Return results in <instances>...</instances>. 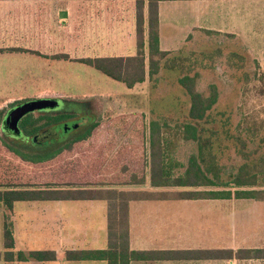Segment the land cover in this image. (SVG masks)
<instances>
[{
    "label": "rangeland",
    "instance_id": "1",
    "mask_svg": "<svg viewBox=\"0 0 264 264\" xmlns=\"http://www.w3.org/2000/svg\"><path fill=\"white\" fill-rule=\"evenodd\" d=\"M71 29L70 23L65 26V35H69V39ZM61 51L69 56L53 63L40 62L36 57H31L32 61L24 63L25 74L20 76L21 79L16 75L17 72H7L0 79V190L14 188L17 186L14 181L24 182L27 176L36 171L43 173L41 171L50 169L55 174L56 161L33 167L11 155L5 146L12 145L27 155L47 153L46 150L25 146L20 138L5 127V117L11 106L43 99L57 101L60 108L58 112L75 113L77 118H81L82 113H86V116L91 114L93 122L98 121L103 125L94 138L79 143L74 147L72 155L66 154L58 160V169L74 176L73 180L77 184L70 187L86 185L90 186L86 187L88 189H103L115 186L111 188L151 191L149 184L143 187L116 185L118 182L126 183L132 173L142 174V136L146 147L144 157L147 159L150 124L157 121L162 126L167 124L172 134L183 129L186 124L196 125L204 147L205 169L218 171L222 181L227 184L232 183L241 173L247 177H257L262 187L255 189L264 190V64L257 62L241 47L240 42L233 44L214 37L193 40L183 49L171 52L162 61L161 70L156 76L147 78L132 90L95 68L80 63L88 55L86 48L65 46ZM13 63L15 65L6 62L5 70L8 67L17 69L19 63ZM196 75V89L205 98L211 96L212 87H216L219 94L217 105L203 122L189 119L190 97L179 83L185 76ZM37 117L35 115L33 119ZM76 134L72 133L58 147L64 146ZM176 148L173 158L183 165L177 171L180 174L184 172L190 157L199 155V144L181 141ZM90 155L94 157L95 166L91 173L105 174V187L102 186V179L92 177L91 173L86 180L93 182L83 184L80 180L82 172L89 171L86 158ZM146 162L145 176L148 177L149 160ZM125 173L128 176H123ZM95 184H99V187ZM224 189L236 191L232 184L228 188L215 187L208 190ZM244 189L249 188L240 190ZM175 202L136 205L147 209V214L151 211L161 216L175 214L181 218L182 222L177 224V233L181 229L187 230L183 232L182 238L177 237L175 240L173 246L176 249L187 246L219 250L264 249V203L241 200ZM3 215L0 207V219ZM7 217L5 215V220ZM224 264L264 262L232 260Z\"/></svg>",
    "mask_w": 264,
    "mask_h": 264
},
{
    "label": "crops",
    "instance_id": "2",
    "mask_svg": "<svg viewBox=\"0 0 264 264\" xmlns=\"http://www.w3.org/2000/svg\"><path fill=\"white\" fill-rule=\"evenodd\" d=\"M139 0H0V79L15 74L21 79L26 62H59L68 46L87 49L86 58H128L137 52V2ZM145 38L148 37L149 0H142ZM64 13L66 16H64ZM62 15V16H61ZM159 46L176 52L193 40L222 38L238 41L264 64V0H181L158 3ZM71 24V37L65 26ZM66 42V43H65ZM253 50H250V48ZM255 49V51H254ZM82 58V59H86ZM42 60V61H41ZM80 60V59H79ZM18 62L17 69L4 64ZM51 63V64H52ZM41 64V63H40ZM22 74V75H21ZM25 74V73H24ZM22 76V77H20ZM52 78V77H51ZM132 90V89H128ZM229 200L182 201L217 202ZM234 201H240L235 200ZM254 201V200H241ZM175 201L130 203V248L133 251L219 250L201 247L176 249L181 218L175 214H147L142 205ZM259 203L258 201H254ZM261 203V202H260ZM264 203V202H262ZM0 254L4 249L5 215L12 229L15 254L48 253L44 260L12 264H107L105 261H72L68 252L105 250L108 247V206L103 200L15 202L11 211L0 204ZM151 208L150 205H145ZM257 207V205H256ZM159 212V211H157ZM189 231V229H188ZM178 234V235H177ZM258 249V248H249ZM235 251L239 249H233ZM51 254L55 255L52 258ZM232 261V260H231ZM264 262V260H246ZM225 260H159L131 264H224ZM0 264H5L0 259Z\"/></svg>",
    "mask_w": 264,
    "mask_h": 264
},
{
    "label": "trees",
    "instance_id": "3",
    "mask_svg": "<svg viewBox=\"0 0 264 264\" xmlns=\"http://www.w3.org/2000/svg\"><path fill=\"white\" fill-rule=\"evenodd\" d=\"M160 1H181V0H149V27L148 37L145 38V22L143 15V1L137 2V52L134 57L128 58H86L80 63L95 68L105 76L114 81L123 83L128 89H133L137 84L144 83L147 78L156 76L162 66V61L170 54L163 52L159 46V21L158 3ZM59 59L67 58L66 55L59 56ZM198 75L195 77L185 76L180 79V85L186 90L190 97L191 107L188 117L194 122L206 121L209 113L217 105L219 94L216 87H212V94L205 98L196 89ZM79 119L78 126L72 133L77 132L75 137L64 144L61 148L51 152L47 151L34 155H27L20 152L18 148L6 144L8 152L21 162L37 167L39 165L55 163V174L45 169L43 173H34L26 177V181L17 183L14 188L0 190V204L11 211L15 202L22 201H55V200H103L108 206V247L105 250L68 252L67 259L72 261H105L107 264H131L132 262H147L161 260L192 261V260H264V249H220V250H186V251H133L130 248V224L129 211L130 203L142 201H206V200H254L264 202V190H256L262 187L257 182V177H247L240 174L232 183L222 181L220 173L212 169H205L204 147L198 127L193 124H186L183 129L172 134L167 124L163 125L157 121L150 124L149 132V175L145 176L144 157L146 150L144 136L142 142V174L132 173L126 183L118 182L119 186L143 187L149 184L151 191L140 190H119L105 187L107 183L105 174L94 171L92 155L86 158V166L89 171L81 174V182H93L86 180L91 173L94 178H100L103 189H88L86 187H70L77 184L74 176L69 172L58 169L57 162L63 156L72 155L74 147L79 143L88 142L99 133L103 125L93 119L83 122L82 118L75 115H64L48 120V125L66 122L67 120ZM66 120V121H65ZM40 120L25 122V125L37 126ZM72 124H70L71 126ZM44 126V125H43ZM69 126V125H68ZM85 127L81 132L78 131ZM42 128V127H41ZM40 128H34L31 132L36 133ZM71 133V134H72ZM197 142L199 144V155H192L188 164L184 166L183 173H177L183 165L173 158L177 145L180 142ZM103 144L102 142H99ZM105 145V144H104ZM176 148V149H175ZM124 149V148H123ZM125 151V149H124ZM51 152V153H50ZM106 159V156L104 157ZM97 161V160H96ZM148 164V162H146ZM65 172V173H64ZM80 176V175H78ZM104 176V177H103ZM123 176H128L126 173ZM85 177V178H84ZM95 182V181H94ZM124 182V181H123ZM83 183V184H86ZM121 184V185H119ZM233 186L232 189L208 190L215 187ZM99 187V184H95ZM10 186V184H9ZM101 186V187H102ZM107 188V189H106ZM243 188H249L240 190ZM171 189V191H170ZM169 190V191H165ZM174 190V191H172ZM4 249L0 254L5 264H12L15 257L18 261L44 260L48 253H24L15 254L14 238L10 224L5 222L4 227ZM55 258L54 254H51Z\"/></svg>",
    "mask_w": 264,
    "mask_h": 264
},
{
    "label": "flooded vegetation",
    "instance_id": "4",
    "mask_svg": "<svg viewBox=\"0 0 264 264\" xmlns=\"http://www.w3.org/2000/svg\"><path fill=\"white\" fill-rule=\"evenodd\" d=\"M27 103V102H26ZM25 104V102L18 103L16 105L11 106L9 111L7 112V115L5 117V127H8V129L14 133L15 137L20 138L21 142H24L25 146H30L34 147L32 149L35 150H46V151H51L52 149H59L58 147L60 144L63 143L66 139H68L71 136V131H74L78 126H76L77 122L79 119H71L70 121L66 122H59V123H54L53 125H48V120L49 119H54L59 116H64V115H73V113H67V112H58L60 108L56 109H43V110H36L34 112L26 114L18 123V132L15 133L7 124L6 120L8 116L18 107L22 106ZM35 115H38L36 119H33ZM91 116V114H89ZM86 113H82L81 118L83 119V122H87L93 119V117L89 116ZM76 116V115H75ZM78 116V115H77ZM40 120V124L37 126H30V125H25L24 123L29 121H37ZM43 122V123H42ZM70 124H72L70 126ZM44 125V126H43ZM69 125V126H68ZM42 127V128H41ZM34 128H40L39 131L36 133H32L31 131ZM72 140V139H71ZM70 140V141H71ZM69 142V141H68ZM67 142V143H68ZM49 148H52L51 150H47Z\"/></svg>",
    "mask_w": 264,
    "mask_h": 264
},
{
    "label": "water",
    "instance_id": "5",
    "mask_svg": "<svg viewBox=\"0 0 264 264\" xmlns=\"http://www.w3.org/2000/svg\"><path fill=\"white\" fill-rule=\"evenodd\" d=\"M62 16V15H61ZM64 16L66 14L64 13ZM59 107L57 101L51 99L33 100L16 108L7 118L6 124L15 132H18V123L28 113L43 109H56Z\"/></svg>",
    "mask_w": 264,
    "mask_h": 264
}]
</instances>
